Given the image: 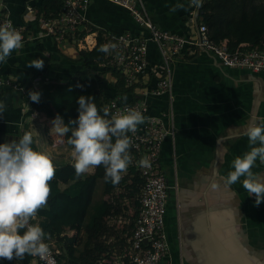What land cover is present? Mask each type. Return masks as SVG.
<instances>
[{
  "label": "crops",
  "instance_id": "obj_1",
  "mask_svg": "<svg viewBox=\"0 0 264 264\" xmlns=\"http://www.w3.org/2000/svg\"><path fill=\"white\" fill-rule=\"evenodd\" d=\"M41 1L4 0L11 21L24 24L33 35H38L37 9ZM142 1L159 28L190 38L197 35L188 17L195 12L189 0ZM177 4L185 7L170 11ZM83 15L86 34L94 42L87 49L96 44L100 30L103 37L116 38L126 31L148 35L127 9L109 0H90ZM91 26L96 29L90 32ZM52 39H23V47L13 51L6 63H0V75L11 77L23 88L0 90V101L6 105L0 117V133L19 137L24 131L30 132L37 151L48 154L57 168L74 163L72 146L65 136L52 130L51 122L57 115L48 117L32 109L23 94L29 87H39L48 76L66 78L79 67L48 60L49 52L55 50ZM39 40L45 46L42 52L26 45ZM57 43L63 53L75 57V46ZM247 44L241 42L235 47L245 48ZM147 55L151 64L159 63V52L152 42L148 43ZM37 58L44 61L41 70L28 66ZM105 79L109 83L116 81L111 74H106ZM104 89L110 98L120 102L132 99L129 93L116 94L108 85ZM148 113L160 116L166 124L171 121L175 130L173 136L163 140L160 150L161 169L169 185L165 224L172 264H264V202L255 205V197L248 196L242 183L226 188L220 179L231 170L236 156L249 151L248 138L243 135L248 123L264 122V71L226 68L211 53L193 48L173 61L171 96L152 99ZM253 171L264 175V165L257 161ZM94 172L95 168L82 176ZM125 178L129 181L130 177ZM136 209V203L133 207L127 204V208L122 205L120 216L124 222L132 221ZM126 223L108 228L119 236L130 228L131 224ZM34 263L30 260V264Z\"/></svg>",
  "mask_w": 264,
  "mask_h": 264
},
{
  "label": "built area",
  "instance_id": "obj_2",
  "mask_svg": "<svg viewBox=\"0 0 264 264\" xmlns=\"http://www.w3.org/2000/svg\"><path fill=\"white\" fill-rule=\"evenodd\" d=\"M125 9L133 16L143 31L133 34L126 31L113 38L104 36V44H116V49L105 54L103 65L110 66L122 77L124 86L132 88L135 98L120 102L118 98H110L105 103L111 114H116L128 107L140 111L146 120L138 126L133 134L130 153L132 164L122 176L140 178L139 190L136 194L137 209L131 222H124L121 214H110L107 225L116 229L114 224H131L123 234L110 235L103 238L109 246L105 254L95 264H172L165 232V215L168 202L169 185L160 164V150L163 140L174 135L171 121L166 124L157 115L148 113L152 99L162 95L171 96L173 61L193 48L203 49L211 53L219 64L226 68H241L251 72L264 71V40L248 47L231 48L227 41L215 42L208 35V28L198 21L197 35L190 38L163 30L152 21L142 0H109ZM90 0H62V6L54 17L38 15V35L30 34L24 24H15L7 14L4 0H0V25L11 23L20 32L23 39H36L43 36H53L60 44H71L78 49H87L90 44L87 36H80L87 31L84 11ZM32 11L30 6L26 9ZM193 13L189 20L193 21ZM88 33V32H87ZM155 44L159 52V63L151 64L147 55L148 43ZM192 47V48H190ZM188 48V49H186ZM186 50V51H185ZM188 50V51H187ZM9 87L23 91V88L9 76L0 75V90ZM170 100V99H169ZM147 158L150 167H141L139 161ZM131 170L133 172H131ZM49 253L46 258L32 256L34 264H60L57 258L58 250L49 241ZM30 264V262H29Z\"/></svg>",
  "mask_w": 264,
  "mask_h": 264
},
{
  "label": "clouds",
  "instance_id": "obj_3",
  "mask_svg": "<svg viewBox=\"0 0 264 264\" xmlns=\"http://www.w3.org/2000/svg\"><path fill=\"white\" fill-rule=\"evenodd\" d=\"M189 6L199 9L202 0H189ZM177 4L170 9L184 8ZM23 47V37L11 23L0 25V63H6L13 51ZM116 44L100 46L99 51L109 54ZM41 70L44 61L37 58L28 64ZM32 102L38 103L40 94L30 90ZM126 101L127 97H123ZM92 96L77 98L78 116L65 124L57 115L51 122L52 130L63 137L70 133L67 143L72 146L73 168L77 177L90 169L103 166L105 182L117 185L133 162L130 148L133 141L129 133H135L146 117L138 110L128 107L116 114L108 108L101 115ZM6 105L0 101V117ZM248 138L249 151L236 156L231 170L220 179L226 188L242 183L248 196H254L255 205L264 202V175L253 168L257 161L264 165V122H249L243 131ZM33 137L25 132L18 139L0 143V259L22 261L26 255L47 257L49 246L47 234L38 225L31 223L37 212L47 206L51 193L50 181L56 169L50 156L35 150ZM141 167H150L147 158L139 161ZM215 174V172H214Z\"/></svg>",
  "mask_w": 264,
  "mask_h": 264
},
{
  "label": "trees",
  "instance_id": "obj_4",
  "mask_svg": "<svg viewBox=\"0 0 264 264\" xmlns=\"http://www.w3.org/2000/svg\"><path fill=\"white\" fill-rule=\"evenodd\" d=\"M61 6L62 0H42L41 6L37 9V15L54 17ZM198 21L207 26L208 35L215 42L226 39L231 48H235L241 42L248 43V46L256 45L264 40V0H203ZM95 29L91 26L90 32ZM86 33L82 31L80 36ZM49 37L53 38L55 50L49 52L48 60L53 63L78 64L79 67L66 78L51 75L36 89L27 88L23 93L25 94L24 99H28L32 109L44 112L48 117L55 114L60 115L67 124L69 119L75 120L78 116L77 98L81 95L92 96L93 102L103 115L105 103L110 98L104 89L105 85L110 86L116 94L129 93L132 95L131 100L135 98L133 89L124 86L123 79L117 71L110 66L103 65L105 53L99 51L100 46L104 44L101 30L96 36V44L91 49L75 47V57L63 53L57 40L53 36ZM86 39L88 44L92 45V36L89 35ZM26 45H32L39 52L45 50L41 40ZM106 74H111L116 81L107 82ZM30 90L39 92L38 103L32 102L29 98ZM24 133L25 131L21 135ZM69 136L70 133L65 135L66 140ZM32 147L37 150L34 142ZM72 165L65 164L55 168V177L49 182L51 193L47 206L40 209L33 218L34 220L39 217L41 220L38 223L32 220L31 223L38 224L47 234L46 240L57 248V258L60 264H95L109 247L103 236L108 238L114 233L108 228L104 218L110 214L119 215L122 209V206L116 204L113 191L122 183L124 190L127 186L128 189H135L137 194L141 181L134 173L130 176L129 183H125L127 181L125 177L128 176H122L117 185L105 182L103 166L96 167L93 174L77 177ZM99 179L103 182L98 189L100 194L96 198L94 190ZM106 195L108 200L104 199ZM65 226L75 230V234L61 237L66 242L63 248L58 246L52 238L59 237ZM81 232L83 235H91L93 241L83 239L79 236ZM31 258L32 256L26 255L22 261L0 259V264H29Z\"/></svg>",
  "mask_w": 264,
  "mask_h": 264
},
{
  "label": "rangeland",
  "instance_id": "obj_5",
  "mask_svg": "<svg viewBox=\"0 0 264 264\" xmlns=\"http://www.w3.org/2000/svg\"><path fill=\"white\" fill-rule=\"evenodd\" d=\"M102 182L103 181L101 179H99L97 181V184H96V187H95V190H94L95 191L94 194L97 195L96 198H98V196L100 194V191L98 189L102 186ZM125 183H129V181H125ZM113 192H114L113 194L115 196L114 199H115V202H116L117 205L122 206L123 204H125V208H127V204H129L130 207H133V205H135V203H136V192H135V189H133V188L128 189L127 186H126L125 190H124V187H123V185L121 183V185L118 188H116V190L113 191ZM124 197H126V201H125ZM107 200H108V197H107ZM126 202H128V203L126 204ZM40 220H41V218L36 217L33 221L38 223ZM104 220L106 222V217L104 218ZM106 227H107V225H106ZM74 234H75V230L71 229L68 226H65V227L62 228L61 234L59 235V237H57V238L53 237L52 239L55 241V243L58 246L64 248L66 242L61 237L63 235L74 236ZM79 236H82L83 239H85V240L86 239L90 240V242L93 241V238L89 234H86V235L84 234L83 235L82 232H81L79 234Z\"/></svg>",
  "mask_w": 264,
  "mask_h": 264
},
{
  "label": "water",
  "instance_id": "obj_6",
  "mask_svg": "<svg viewBox=\"0 0 264 264\" xmlns=\"http://www.w3.org/2000/svg\"><path fill=\"white\" fill-rule=\"evenodd\" d=\"M203 2V0H202ZM200 14V8L199 9H196L195 8V12H194V15H193V23L195 25V27L197 28V18ZM13 139H18V137L16 135H8V134H2L0 133V143H4V142H10L11 140Z\"/></svg>",
  "mask_w": 264,
  "mask_h": 264
},
{
  "label": "flooded vegetation",
  "instance_id": "obj_7",
  "mask_svg": "<svg viewBox=\"0 0 264 264\" xmlns=\"http://www.w3.org/2000/svg\"><path fill=\"white\" fill-rule=\"evenodd\" d=\"M165 232H166V237H167V241H168V245H169V249H170V244H169V233L165 224ZM171 252V251H170Z\"/></svg>",
  "mask_w": 264,
  "mask_h": 264
},
{
  "label": "bare ground",
  "instance_id": "obj_8",
  "mask_svg": "<svg viewBox=\"0 0 264 264\" xmlns=\"http://www.w3.org/2000/svg\"><path fill=\"white\" fill-rule=\"evenodd\" d=\"M92 44H93V40H92Z\"/></svg>",
  "mask_w": 264,
  "mask_h": 264
}]
</instances>
